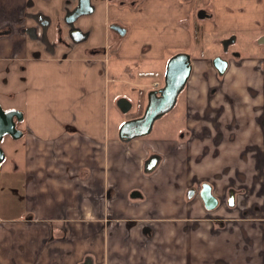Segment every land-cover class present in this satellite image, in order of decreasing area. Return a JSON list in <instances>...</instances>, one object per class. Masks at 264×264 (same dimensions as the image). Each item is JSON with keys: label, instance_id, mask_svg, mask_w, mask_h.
Here are the masks:
<instances>
[{"label": "crops", "instance_id": "obj_1", "mask_svg": "<svg viewBox=\"0 0 264 264\" xmlns=\"http://www.w3.org/2000/svg\"><path fill=\"white\" fill-rule=\"evenodd\" d=\"M116 1L105 2L113 11L104 18L108 43L93 45L87 32L89 42L69 40L68 53H58L30 38L27 5L53 20V40L57 21L78 0H0V74L14 86L0 99L24 114L23 135L2 141L0 264H81L89 257L95 264H264L261 58L246 62L239 51L241 62L218 76L216 48L206 52L205 36L189 32L191 17L206 9L202 0ZM204 3L213 8L205 18L225 37L264 22L256 0ZM112 22L126 28L123 36L110 34ZM211 29L208 23L203 31ZM259 29L258 36L264 24ZM191 45L193 71L176 112L157 120L149 135L122 139L120 126L146 108L168 60ZM134 60L143 62L139 74H155L136 83L138 94L124 87ZM123 97L133 108L121 116ZM152 147L165 160L147 172ZM204 183L220 200L213 210L201 196ZM242 188L244 210L228 209L230 191ZM212 217L227 220L221 232Z\"/></svg>", "mask_w": 264, "mask_h": 264}, {"label": "water", "instance_id": "obj_2", "mask_svg": "<svg viewBox=\"0 0 264 264\" xmlns=\"http://www.w3.org/2000/svg\"><path fill=\"white\" fill-rule=\"evenodd\" d=\"M94 11V6L91 0H78L77 6L69 11L65 17V21L69 27L70 36L75 39L74 42L79 43L88 38V34L84 33L80 28L75 27V21L82 15L91 14ZM207 16L205 11L199 12V17L203 18ZM113 29L119 31L122 35L120 26H112ZM30 28L29 34L33 36ZM76 33L79 36H83L81 39H76L74 36ZM223 44H226L223 41ZM214 66L223 74L227 67L228 61L221 56L214 58ZM192 65L191 57L186 52H180L172 56L167 64L165 74V84L162 88L152 90L148 94V103L144 114L141 117L128 120L123 123L120 128L121 138L125 137L126 140H130L134 137L145 136L149 134L154 126V123L170 112L176 105L180 93L185 88V85L191 75ZM117 105L120 110L127 113L132 108V103L127 98L123 97L117 101ZM23 112L17 108L6 109L0 103V164L5 160L6 154L1 146V141L5 136H11L14 139H19L23 132L17 127V122L23 120ZM124 128H128V135L125 136ZM160 157L153 155L146 162V171H152L158 165ZM202 196L205 199L206 205L209 209L214 208L217 205L216 198L211 193V188H204ZM234 199V194L231 195V201ZM84 264H94L91 259L86 260Z\"/></svg>", "mask_w": 264, "mask_h": 264}, {"label": "rangeland", "instance_id": "obj_3", "mask_svg": "<svg viewBox=\"0 0 264 264\" xmlns=\"http://www.w3.org/2000/svg\"><path fill=\"white\" fill-rule=\"evenodd\" d=\"M105 2L112 4V5H117L118 2L116 0H96V6L95 4V11L89 15H84L82 17H80L77 21H76V25H78V23L83 22L82 26H78L79 28H81L83 31L85 32H89L91 37V40L93 41V45H100L103 44L105 45L106 43H108V38H107V27L104 23V18L105 15L108 14H113V11H111L110 9L106 10L105 7ZM201 5H203L202 7L206 8V9H213L211 8V6H206L204 3V0H202ZM119 8L122 7V9L124 8V5L119 4L118 5ZM200 9V7H199ZM205 9V10H206ZM204 10V9H202ZM121 13V14H120ZM119 14L121 15V17L123 18L124 15H122V12H120ZM210 23V25L213 27V30L211 31H203L204 27L206 26V24ZM264 22L263 20L258 21L255 23V27L254 29L250 32V31H246V30H241L240 32H238L236 35L238 37V42L234 45L235 50L236 51H242L244 53L243 59L246 60H258L263 56V50L261 51L262 47L260 45V38L257 37L258 36V31H260L261 29H259V27H261V25H263ZM219 30V23L215 20V19H209V18H200L199 17V12L196 13L194 16L191 17L190 19V25H189V32L191 34V36L193 37V39L198 38V37H202L205 36V38L208 41V44L206 46L207 49L206 52H208V50H210V52L212 53L215 48H216V53L213 57V59L217 56H220L222 54L225 53L224 50V44H223V40L225 35L221 34V31ZM235 35V36H236ZM89 42L90 38L88 40H86L85 42ZM246 46V48H251V49H244L243 46ZM242 47V48H241ZM218 49V50H217ZM252 49H255L252 50ZM194 50H193V45H191L190 48L187 49V53H189L190 55H192V57H194ZM231 53V52H230ZM212 55V54H211ZM232 54H229V59L232 62V65H234L235 63H238L236 61V58L231 57ZM241 62V61H240ZM4 63V62H3ZM143 62L138 61V60H134L132 61V63L129 64V68H131L130 71H126L124 73L127 82L124 83V87L127 90H132L135 91V94H138L140 91V86H138L136 83H141L143 80L149 78H152L155 76L154 73L152 72H148V74H144L141 75L138 73V66H140ZM232 65L230 66V68L232 67ZM4 64L0 63V68L4 67ZM10 65H7V68L9 69ZM11 68L14 69L11 65ZM0 98L3 99L4 94L8 93L11 87V92L14 91V86L10 85L9 82H5L6 80L3 79L2 75L0 74ZM220 76V75H218ZM19 81V79H17ZM4 85H6V88H4ZM148 89V87L146 88ZM184 92H182L181 96L183 95ZM6 96V95H5ZM8 97V96H7ZM10 97V96H9ZM0 99V101H2ZM3 107L7 106V101L5 102H0ZM117 110V107L115 105H111V123L113 122L114 119V113ZM174 111L171 112H176V107L173 109ZM119 113V112H118ZM170 113V112H169ZM171 113V114H173ZM120 114V113H119ZM126 115V113H123V115L121 114V116ZM160 122V121H157ZM158 124V123H157ZM155 130H158V125L156 127L155 125ZM156 133V131H155ZM154 133V134H155ZM2 144V143H1Z\"/></svg>", "mask_w": 264, "mask_h": 264}, {"label": "flooded vegetation", "instance_id": "obj_4", "mask_svg": "<svg viewBox=\"0 0 264 264\" xmlns=\"http://www.w3.org/2000/svg\"><path fill=\"white\" fill-rule=\"evenodd\" d=\"M119 1H124V0H119ZM256 1H258V2H260L263 6H264V0H256ZM77 6V5H76ZM75 6V7H76ZM30 7V8H29ZM74 7V8H75ZM32 8H35V3L34 2H32V4H30V6L29 5H27V12H26V17H28L29 18V21H30V23H28V25L26 26V30H27V32H28V29H30V28H33V29H31V32H32V34H33V36H31V34H29V36H30V38L31 39H34V40H39L41 43H42V46L45 48V50H47V51H49V52H58V53H63V52H65V53H68V48H69V42L71 41V42H74V40L73 39H75V38H73L72 39V37L70 36V34H69V27H68V24L67 23H63V20H64V22H66L65 21V17H66V15H67V13L69 12V11H72L74 8H72V9H69L66 13H65V16L63 17V20H60V21H57V24H56V37L55 38H53V40L49 37V35L47 34V28L49 27V25H51V22L53 21V20H51L49 17H47V16H45V14L43 13V11L41 10V11H32ZM94 9H95V7H94ZM202 11H205V10H201L200 12H202ZM205 13L207 14V12L205 11ZM87 15H89V14H87ZM82 16H84V15H82ZM82 16H80V17H82ZM207 16H209V14H207ZM207 16H205V17H207ZM79 17V18H80ZM205 17H203V18H205ZM78 18V19H79ZM77 19V20H78ZM76 20V21H77ZM76 21H75V23H76ZM65 25L67 26V27H65ZM112 26H120L121 27V30H122V32H124V34H125V32H126V28H124L123 26H121L120 24H118V23H116V22H112L111 24H110V26H109V32H110V34L111 33H117V34H119V35H121V36H123L119 31H116L115 29H113L112 28ZM75 27H77V28H79L76 24H75ZM81 29V28H80ZM82 30V29H81ZM83 31V30H82ZM84 32V31H83ZM29 33V32H28ZM84 33H87V32H84ZM74 36L76 37V39H81L83 36H79V35H77L76 33H74ZM259 38H260V45H261V47H262V49H261V51L263 50V56L261 57V61H260V63H261V69H262V71L264 72V33L263 34H261L260 36H258ZM70 40V41H69ZM84 40H87V38L86 39H84ZM84 40L83 41H81V42H79V43H82V42H84ZM223 41H225L226 42V44H224V50H225V53L224 54H222V55H220L223 59H225V60H227L228 61V67L230 66V64H231V60L229 59V54H232L231 55V57H234V58H236V61L237 60H239V56L241 55L240 54V52H238V51H236L235 50V47H234V45L236 44V42H238V39H237V36H235V35H231V36H227V37H225L224 38V40ZM76 43V42H75ZM67 51V52H66ZM231 52V53H230ZM180 53V52H179ZM187 53V52H186ZM189 54V53H188ZM190 55V54H189ZM174 56V55H173ZM190 57H191V55H190ZM218 57V56H217ZM216 58V57H215ZM214 60V59H213ZM169 61V60H168ZM240 61V60H239ZM167 64H168V62H167ZM191 65H192V70H191V74H192V71H193V64H192V58H191ZM228 67H227V69H228ZM216 68V67H215ZM166 69H167V65H166ZM217 69V68H216ZM227 69H226V71L223 73V74H221L220 72H219V70L217 69V72H218V74L220 75V76H223V75H225L226 74V72H227ZM165 74H166V72H165ZM191 76V75H190ZM190 78V77H189ZM189 80V79H188ZM187 83H188V81H187ZM187 83H186V85H187ZM164 84H165V76H164V81H163V83H162V85L159 83V82H155L154 83V85H155V87L157 88V89H160V88H162L163 86H164ZM186 85H185V87H186ZM185 89V88H184ZM184 89H183V91L182 92H184ZM182 92L180 93V95H179V97L181 96V94H182ZM179 97H178V101H179ZM178 101H177V103H178ZM1 102V101H0ZM132 103V102H131ZM148 103V102H147ZM177 103H176V105H177ZM3 104V103H2ZM176 105H175V107H176ZM3 106V105H2ZM147 106V105H146ZM119 107V106H118ZM174 107V108H175ZM4 108H6V109H9L10 107H7V106H4ZM132 108H133V103H132ZM132 108H131V110H132ZM173 108V109H174ZM18 109V108H17ZM120 109V108H119ZM146 109V108H145ZM145 109L143 110V112L140 114V116L139 117H141L143 114H144V111H145ZM172 109V110H173ZM20 110V109H19ZM130 110V111H131ZM171 110V111H172ZM130 111H128L127 113H129ZM170 111V112H171ZM120 112L121 113H124V112H122L121 110H120ZM126 113V114H127ZM169 113V112H168ZM167 113V114H168ZM24 115V114H23ZM166 115V114H165ZM164 115V116H165ZM135 118H138V117H135ZM134 117L132 118V119H135ZM23 119H24V117H23ZM159 120V119H158ZM23 122V120L22 121H18L17 122V127L19 128L20 127V124ZM154 125H155V123H154ZM120 128H121V126H120ZM120 128H119V130H120ZM20 129V128H19ZM153 129H154V126H153ZM153 129H152V131H153ZM22 131V130H21ZM151 131V132H152ZM188 131H189V133H191V130H189L188 129ZM23 132V131H22ZM150 132V133H151ZM149 133V134H150ZM124 134H125V136H127L128 135V128L127 129H125L124 128ZM149 134H147V135H149ZM146 136V135H145ZM6 137V136H5ZM4 137V138H5ZM140 137V136H139ZM183 138L181 139V141L182 142H187V140H188V138L189 137H187V136H182ZM3 138V139H4ZM135 138V137H134ZM122 139H124V140H126V138L125 137H123ZM3 141V140H2ZM2 141H1V143H2ZM127 141H129V140H127ZM1 146H2V144H1ZM3 147V146H2ZM152 149V152L154 153L153 155H158L159 157H160V160H159V163H158V165L160 164V162H161V160H165V158L163 157V155H161V154H158V152H155L156 150H155V148L154 147H152L151 148ZM5 151V150H4ZM6 154V153H5ZM152 155V156H153ZM152 156H150V157H152ZM149 157V158H150ZM149 158L147 159V160H149ZM4 162V161H3ZM3 162L0 164V170H1V168H2V164H3ZM147 162V161H146ZM157 165V166H158ZM157 166L155 167V169L157 168ZM145 169H146V163H145ZM154 169V170H155ZM153 171V170H152ZM152 171H147V172H152ZM211 188V193H212V195H213V197L214 198H216V200H217V205L214 207V208H211V209H209L208 207H207V205H206V202H205V199H204V197L202 196V191H203V189L204 188ZM232 193L234 194V199H233V201H231L230 199H231V195H232ZM246 194H245V191H244V188H242V189H240L239 191H235V190H231L230 191V194L228 195V198H227V202H226V204H227V207H228V209H233V208H235L236 206H240V207H242V209L244 210V199H246V196H245ZM201 196H202V198H203V200H204V202H205V206H206V208L208 209V210H213V209H215L216 207H218V205H219V203H220V200H219V198L218 197H216L214 194H213V191H212V186L210 185V184H208V183H204L203 184V186H202V189H201ZM113 219V218H112ZM26 220H29V222H31L33 219H26ZM104 222H105V224L106 223H109V220L108 219H105L104 218ZM1 221V220H0ZM227 220L226 219H224V218H220V217H215V218H210L209 220H208V222H210V224L212 223V227L216 230V231H218V232H221L222 230H223V228H222V226L223 225H221V224H225V222H226ZM106 226L108 227V229H109V225H107L106 224ZM147 239H150V236H147L146 237ZM244 245H248V242H244L243 243ZM88 259H91L92 261H93V263L95 264V262H94V260L91 258V257H89V258H87L86 260H88ZM86 260L84 261V262H82L81 264H84L85 262H86Z\"/></svg>", "mask_w": 264, "mask_h": 264}]
</instances>
